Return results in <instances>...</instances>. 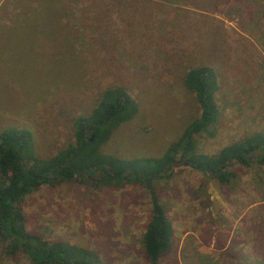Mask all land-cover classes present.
I'll use <instances>...</instances> for the list:
<instances>
[{"label": "rangeland", "instance_id": "obj_1", "mask_svg": "<svg viewBox=\"0 0 264 264\" xmlns=\"http://www.w3.org/2000/svg\"><path fill=\"white\" fill-rule=\"evenodd\" d=\"M205 65L217 74L219 114L193 135L196 152L264 133V0H0V131L29 130L34 156L47 159L75 144L77 116L122 87L135 110L99 151L159 159L201 113L186 77ZM261 156L227 166L222 185L182 162L149 182L174 231L157 264H264ZM20 208L30 233L88 248L95 264H149L141 241L153 203L142 184L72 178L40 186ZM0 264L33 263L1 243Z\"/></svg>", "mask_w": 264, "mask_h": 264}, {"label": "trees", "instance_id": "obj_2", "mask_svg": "<svg viewBox=\"0 0 264 264\" xmlns=\"http://www.w3.org/2000/svg\"><path fill=\"white\" fill-rule=\"evenodd\" d=\"M31 18L25 16L23 21ZM186 84L197 93L201 113L159 159L123 161L99 151V146L107 142L111 132L135 110L132 98L122 87L107 89L89 115L77 116L73 121L75 144L47 159L34 156L29 130L6 128L0 131V244H7L8 253L21 250L33 264H95L96 256L88 248L62 240L48 242L30 233L20 208L21 202L42 185L55 186L72 178H83L90 179L96 186L139 183L151 191L153 214L141 243L147 262L157 264L170 250L174 231L149 184L152 179L169 177L173 167L187 162L222 185L233 176L226 173L225 168L234 162L247 167L255 151L262 152L260 162L264 165V133H254L214 154L196 152L193 135L215 123L219 114L214 95L216 71L206 65L192 68L187 73Z\"/></svg>", "mask_w": 264, "mask_h": 264}, {"label": "water", "instance_id": "obj_3", "mask_svg": "<svg viewBox=\"0 0 264 264\" xmlns=\"http://www.w3.org/2000/svg\"><path fill=\"white\" fill-rule=\"evenodd\" d=\"M93 137H91V139H92ZM184 164H187V162H184Z\"/></svg>", "mask_w": 264, "mask_h": 264}, {"label": "crops", "instance_id": "obj_4", "mask_svg": "<svg viewBox=\"0 0 264 264\" xmlns=\"http://www.w3.org/2000/svg\"><path fill=\"white\" fill-rule=\"evenodd\" d=\"M194 170V169H193ZM196 172H198L197 170H195ZM204 187H206L205 185H204Z\"/></svg>", "mask_w": 264, "mask_h": 264}]
</instances>
